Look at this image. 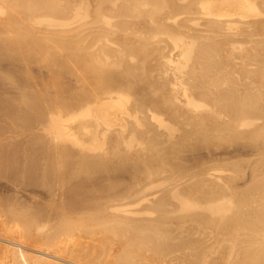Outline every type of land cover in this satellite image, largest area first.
I'll return each instance as SVG.
<instances>
[{
	"label": "bare ground",
	"instance_id": "6f19581e",
	"mask_svg": "<svg viewBox=\"0 0 264 264\" xmlns=\"http://www.w3.org/2000/svg\"><path fill=\"white\" fill-rule=\"evenodd\" d=\"M0 172V264H264V0H0Z\"/></svg>",
	"mask_w": 264,
	"mask_h": 264
},
{
	"label": "rangeland",
	"instance_id": "374dc122",
	"mask_svg": "<svg viewBox=\"0 0 264 264\" xmlns=\"http://www.w3.org/2000/svg\"><path fill=\"white\" fill-rule=\"evenodd\" d=\"M2 173H3V172H2ZM2 173L0 172V181H1V182H0V197H2V198H6V196H7L8 198H11V196L13 197V196L15 195V192L13 191L14 189H13V187H10V188H9L7 182H5V179H4V178H3L4 180L2 179V177H3V174H2ZM1 175H2V176H1ZM1 179H2V180H1ZM25 179H26V178L23 177L22 180H21V182L25 181ZM29 180H30V179H26V181H27L28 184L26 183V181H25V183L22 184V185H25V184L27 185V186L25 185L27 188H25V186H23L25 189L28 190V189L30 188L29 190H31L32 188H33V189L35 188L34 190H33V189H32V190H33V191H42V190H39V189H41V188H39V186H34V185H39V184H38V181L34 180L33 182H36V183L34 184L33 182L30 183ZM32 180H33V179H32ZM6 184H7V185H6ZM32 184H33V185H32ZM22 185H21V187H22ZM241 185L243 186L242 183H241ZM28 186H29V187H28ZM33 186H34V187H33ZM36 187L39 188V189H37ZM13 193H14V195H13ZM25 193L27 194V192H25ZM25 193H24V195H22V194L19 193L17 196H19L21 200H22V197H23V199L25 200V198H26V197H25ZM20 195H22V196H20ZM41 197H42V196H41ZM24 200H23V201H24ZM39 200L41 201V199H39ZM6 227L10 228V227H11V224H7ZM30 245H31V244H30ZM31 247L34 248L35 246L31 245ZM30 252H34V251H29V253H30Z\"/></svg>",
	"mask_w": 264,
	"mask_h": 264
}]
</instances>
